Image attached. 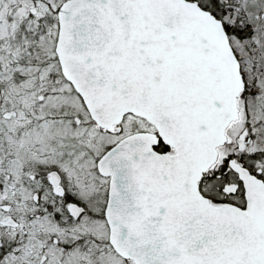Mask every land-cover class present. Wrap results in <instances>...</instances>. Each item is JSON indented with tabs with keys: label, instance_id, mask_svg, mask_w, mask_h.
<instances>
[{
	"label": "snow or ice",
	"instance_id": "obj_1",
	"mask_svg": "<svg viewBox=\"0 0 264 264\" xmlns=\"http://www.w3.org/2000/svg\"><path fill=\"white\" fill-rule=\"evenodd\" d=\"M0 264H264V0H0Z\"/></svg>",
	"mask_w": 264,
	"mask_h": 264
}]
</instances>
